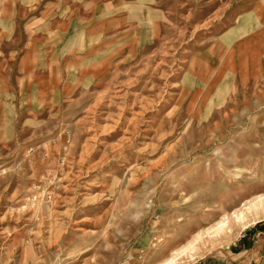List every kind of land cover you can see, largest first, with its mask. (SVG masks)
<instances>
[{
    "label": "rangeland",
    "instance_id": "rangeland-1",
    "mask_svg": "<svg viewBox=\"0 0 264 264\" xmlns=\"http://www.w3.org/2000/svg\"><path fill=\"white\" fill-rule=\"evenodd\" d=\"M10 4L0 264H264V209L212 235L264 197V74L232 51L264 35V0Z\"/></svg>",
    "mask_w": 264,
    "mask_h": 264
},
{
    "label": "crops",
    "instance_id": "crops-1",
    "mask_svg": "<svg viewBox=\"0 0 264 264\" xmlns=\"http://www.w3.org/2000/svg\"><path fill=\"white\" fill-rule=\"evenodd\" d=\"M53 7L54 6L52 4L50 6L47 5L46 8L42 11H44V12L45 11L46 12L51 11ZM23 8L24 9H22V10L24 12L25 11L26 12H32V10L35 8V5H32V6L26 5ZM1 11L6 13L9 16V13L12 11L10 0H0V12ZM40 17H35V18L31 19L26 24V26L31 27L33 24H36V22L40 20ZM256 19H257V16H256ZM260 23H262L264 26V23L262 21ZM26 33H27V35H35V32H32V31H30V33L29 32H26ZM27 41L32 42L31 40H27ZM216 49H217V47H215V46L212 47L208 51V54L213 55L215 53ZM218 49L219 50L217 52H219V53L223 51V48L220 46L218 47ZM232 51L239 54L240 57L242 58V60H244L245 68L248 69V71L250 72V75L252 77H259V76H262L264 74V35H263V28L261 30H259L256 34L250 35V38H247L246 40H244V42H242L240 44V46H237L236 49H233ZM27 57H28V63L25 64L24 60ZM35 59H36L35 53L32 50H27L24 52L22 59H21V63H20L21 64L20 69L23 71V73H25L26 75L31 74L32 71H34L37 68V66L34 62ZM232 71H234V72H232ZM240 71L241 70L238 71L236 69L235 70H226L223 72V74L224 75L225 74L226 75L236 74V76L237 75L239 76ZM250 80H251V78H250ZM33 83L35 85H38V89L40 92H44L47 90L53 91V89H51V88L49 89V87L44 86V81L42 78H40V79L34 78ZM215 85H217V82ZM214 89H215V87L210 89V90L213 91ZM217 95L220 96V94H217ZM243 237H245V235Z\"/></svg>",
    "mask_w": 264,
    "mask_h": 264
},
{
    "label": "bare ground",
    "instance_id": "bare-ground-1",
    "mask_svg": "<svg viewBox=\"0 0 264 264\" xmlns=\"http://www.w3.org/2000/svg\"><path fill=\"white\" fill-rule=\"evenodd\" d=\"M246 207V208H245ZM261 209H264V197L263 196H257L256 198H253L247 205H243V208L234 212L232 216H229L225 212V217L223 220L217 225L216 229H214V232L212 233L213 236H216L220 233H222L224 230H226L227 225L231 221L235 222H241L245 220V216L251 212H257ZM175 259H171L167 262H164L163 264H174Z\"/></svg>",
    "mask_w": 264,
    "mask_h": 264
}]
</instances>
